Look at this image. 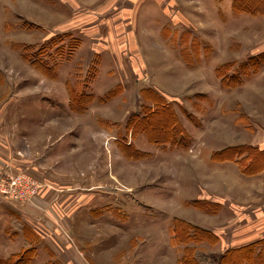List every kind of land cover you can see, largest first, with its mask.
Returning a JSON list of instances; mask_svg holds the SVG:
<instances>
[{
    "label": "rangeland",
    "instance_id": "obj_1",
    "mask_svg": "<svg viewBox=\"0 0 264 264\" xmlns=\"http://www.w3.org/2000/svg\"><path fill=\"white\" fill-rule=\"evenodd\" d=\"M234 1L0 0V183L40 186L0 194V264H264V178L219 160L264 150Z\"/></svg>",
    "mask_w": 264,
    "mask_h": 264
},
{
    "label": "trees",
    "instance_id": "obj_2",
    "mask_svg": "<svg viewBox=\"0 0 264 264\" xmlns=\"http://www.w3.org/2000/svg\"><path fill=\"white\" fill-rule=\"evenodd\" d=\"M239 1L240 0L234 1L233 9L235 12H253L254 13L256 10V6L260 8L264 0H249L250 2L251 1L254 2V7L252 8V10L250 9L246 10V5H241ZM256 1H260L261 3H257ZM231 153H232V157L230 158L227 157V154L229 155ZM256 154L258 158L255 157ZM219 155L221 156L219 160H225V161L226 160L235 161L237 157H241V159L237 163L239 164V166L243 165L241 168L244 170H248L249 175L258 174L264 169V161H263L264 160V150H260V149L256 150L252 146H239L236 148H228L224 150L223 152L219 153Z\"/></svg>",
    "mask_w": 264,
    "mask_h": 264
},
{
    "label": "built area",
    "instance_id": "obj_3",
    "mask_svg": "<svg viewBox=\"0 0 264 264\" xmlns=\"http://www.w3.org/2000/svg\"><path fill=\"white\" fill-rule=\"evenodd\" d=\"M39 187L38 181L27 174L7 173L0 183V194L14 202H27L37 194Z\"/></svg>",
    "mask_w": 264,
    "mask_h": 264
},
{
    "label": "crops",
    "instance_id": "obj_4",
    "mask_svg": "<svg viewBox=\"0 0 264 264\" xmlns=\"http://www.w3.org/2000/svg\"><path fill=\"white\" fill-rule=\"evenodd\" d=\"M261 150H263V149H261ZM259 176H261L262 178H264V169L259 173Z\"/></svg>",
    "mask_w": 264,
    "mask_h": 264
}]
</instances>
